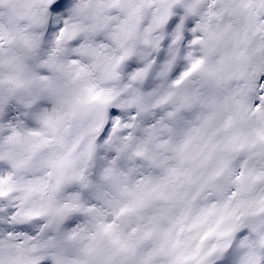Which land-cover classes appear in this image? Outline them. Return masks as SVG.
I'll return each instance as SVG.
<instances>
[{
	"label": "snow or ice",
	"instance_id": "obj_1",
	"mask_svg": "<svg viewBox=\"0 0 264 264\" xmlns=\"http://www.w3.org/2000/svg\"><path fill=\"white\" fill-rule=\"evenodd\" d=\"M0 264H264V0H0Z\"/></svg>",
	"mask_w": 264,
	"mask_h": 264
}]
</instances>
